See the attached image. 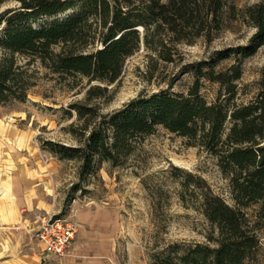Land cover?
I'll use <instances>...</instances> for the list:
<instances>
[{
    "label": "rangeland",
    "instance_id": "obj_1",
    "mask_svg": "<svg viewBox=\"0 0 264 264\" xmlns=\"http://www.w3.org/2000/svg\"><path fill=\"white\" fill-rule=\"evenodd\" d=\"M261 1L224 0L217 15L206 17L204 12L189 24L181 23L177 32L168 24L153 25L147 41L126 58L114 82L58 72L40 58L17 54L30 85L26 100L0 104V139L15 143L21 152L34 151L42 160L52 161L56 171L46 186L56 195L58 214L70 216L74 203L114 207L118 227L112 264H183L180 256L189 247L214 246L217 230L201 210L199 187H210L234 203L229 178L216 156L163 126L134 142V149L121 163L105 160L85 175H80L78 158L60 159L45 142L82 145L104 114L132 98L160 89L188 92L198 78L197 64L213 61L219 50L249 43L256 28L245 10ZM19 4L20 0H6L0 3V13ZM139 29L143 32V27ZM241 61L243 74L236 81L235 100L247 102L258 90L264 47ZM237 62L234 57L224 60L215 71L231 73V65ZM200 81L201 93L210 101L226 92V86L205 76ZM245 211L260 236L257 252L247 264H264V199ZM35 247L41 254L37 241ZM58 258L49 261L56 263Z\"/></svg>",
    "mask_w": 264,
    "mask_h": 264
},
{
    "label": "trees",
    "instance_id": "obj_2",
    "mask_svg": "<svg viewBox=\"0 0 264 264\" xmlns=\"http://www.w3.org/2000/svg\"><path fill=\"white\" fill-rule=\"evenodd\" d=\"M223 5L224 0H20L0 13V104L27 98L30 84L17 54L40 58L58 72L114 82L126 58L147 41L150 27L168 24L177 32L181 23L189 24L204 12L206 17L217 15ZM245 12L256 28L249 43L219 50L213 61L197 64L198 78L188 92L142 93L104 114L82 145L45 142L60 159L78 158L80 175L95 172L105 160L121 163L134 142L158 126L216 156L230 180L234 203L200 185L201 210L217 230L216 242L189 247L180 256L183 264H247L260 245L245 208L264 199V64L256 94L247 102L235 97L241 60L264 47V1ZM233 57L238 62L231 65V73L215 71L217 64ZM201 76L226 86L225 94L208 100L201 93Z\"/></svg>",
    "mask_w": 264,
    "mask_h": 264
},
{
    "label": "crops",
    "instance_id": "obj_3",
    "mask_svg": "<svg viewBox=\"0 0 264 264\" xmlns=\"http://www.w3.org/2000/svg\"><path fill=\"white\" fill-rule=\"evenodd\" d=\"M55 171L52 161L0 139V264H112L118 216L114 207L98 203L72 204L70 217L78 223L77 236L56 263L44 258L39 243L42 252L36 251L37 214L59 209L53 201L56 195L46 186Z\"/></svg>",
    "mask_w": 264,
    "mask_h": 264
},
{
    "label": "built area",
    "instance_id": "obj_4",
    "mask_svg": "<svg viewBox=\"0 0 264 264\" xmlns=\"http://www.w3.org/2000/svg\"><path fill=\"white\" fill-rule=\"evenodd\" d=\"M39 225L33 237L43 247L44 258L61 257L68 253L76 239L78 223L69 215L58 213L37 214Z\"/></svg>",
    "mask_w": 264,
    "mask_h": 264
}]
</instances>
